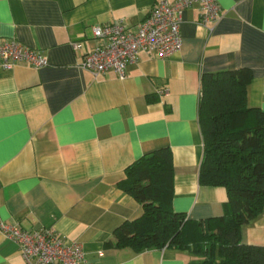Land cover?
Listing matches in <instances>:
<instances>
[{
    "label": "crops",
    "instance_id": "crops-1",
    "mask_svg": "<svg viewBox=\"0 0 264 264\" xmlns=\"http://www.w3.org/2000/svg\"><path fill=\"white\" fill-rule=\"evenodd\" d=\"M155 2L0 0V38H14L47 59L41 67L0 66V220L78 241L92 264L201 259L187 249L137 252L106 244L121 223L143 213L142 204L121 189L125 169L168 146L172 209L196 220L223 215L225 187L198 179L201 74L250 68L247 105L264 110V0H217L221 16L211 27L200 24V5L193 4L182 14L181 48L165 58L139 52L122 77L113 71L93 75L79 65L96 45L93 24L121 20L135 28ZM240 237L264 246V206L241 225ZM0 264H26L1 230Z\"/></svg>",
    "mask_w": 264,
    "mask_h": 264
},
{
    "label": "trees",
    "instance_id": "trees-1",
    "mask_svg": "<svg viewBox=\"0 0 264 264\" xmlns=\"http://www.w3.org/2000/svg\"><path fill=\"white\" fill-rule=\"evenodd\" d=\"M251 78L248 67L200 77L203 157L198 179L225 187V213L196 220L174 211L172 153L168 146L159 147L126 167L121 189L142 204L143 213L121 223L107 245H128L137 252L187 249L201 257L188 264H264V246L243 243L240 237L241 225L264 206V110L247 105Z\"/></svg>",
    "mask_w": 264,
    "mask_h": 264
},
{
    "label": "built area",
    "instance_id": "built-area-1",
    "mask_svg": "<svg viewBox=\"0 0 264 264\" xmlns=\"http://www.w3.org/2000/svg\"><path fill=\"white\" fill-rule=\"evenodd\" d=\"M196 3L201 10L200 24L210 27L216 24L221 16L217 0H156L135 28L127 27L121 20L93 24L96 45L84 52L79 65L93 75L113 71L122 77L127 65L137 60L139 52L160 58L169 56L182 46L183 11ZM80 45L72 43L75 49ZM18 62L41 67L47 64V59L40 51L14 38H0V66L9 68ZM165 92L164 88L158 90L160 95ZM0 230L18 245L26 264H92L85 258L81 243L68 242L49 228L27 230L0 220Z\"/></svg>",
    "mask_w": 264,
    "mask_h": 264
}]
</instances>
